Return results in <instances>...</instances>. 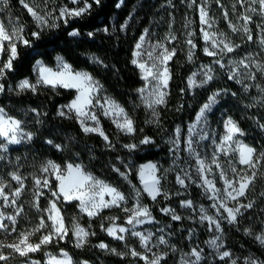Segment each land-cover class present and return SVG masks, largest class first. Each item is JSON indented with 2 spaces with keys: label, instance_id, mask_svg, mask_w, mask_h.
<instances>
[{
  "label": "trees",
  "instance_id": "obj_1",
  "mask_svg": "<svg viewBox=\"0 0 264 264\" xmlns=\"http://www.w3.org/2000/svg\"><path fill=\"white\" fill-rule=\"evenodd\" d=\"M65 1L71 5L69 0ZM163 1L166 0H101L100 5H93L86 16L72 19L68 24L60 21L57 27L43 28L36 24L22 0L0 1V17L5 25H23L24 37L31 42L30 45H17L18 58L13 62V70L0 80L4 84V90L0 92V107L20 119L34 135L30 143L10 148L5 157L0 159V175L4 174L9 179L12 171H19L29 189L48 160L61 165L82 163L92 173L118 187L130 199L134 188L141 187L139 165L148 161L170 164L171 144L168 139L179 125L184 138L188 125L216 90H222L216 113L222 112L224 117L235 119L244 132L245 141L257 153L264 152V127H261L264 125V70L257 72L256 81L250 89L239 79L232 78L229 71L217 73L203 87L192 89L188 78L197 63L213 59L204 53L200 37L197 38L200 57L197 62L189 58L188 43L185 40L177 41L176 52L170 62L171 80L167 100L158 109V121L150 120L149 111L142 105L138 94L144 79L132 61L138 39L150 25L154 12ZM104 28L108 31H103ZM74 29H79L80 35L70 36L69 33ZM33 32H39L38 39L31 35ZM89 32L94 34L89 36ZM57 56H63L74 68L84 69L95 77L104 91L116 99L133 118L135 131H122L108 117L101 115L100 120L108 139L105 140L98 133L85 132L74 112L60 114L61 107L75 97L76 90L73 88L38 84L35 91L19 89L17 83L23 78L36 81L34 67L39 59L53 65ZM145 138H150L151 142L141 143ZM238 167L248 169L249 174L256 173V179L241 198L251 203L252 207L246 208L236 222L224 224L223 229L233 252L241 255L251 252L264 262V247L255 237L264 230V158L259 160L254 169L242 164H238ZM170 180L171 185L179 187L175 174ZM55 190L56 184L51 191ZM45 193V196L38 197L41 209H46L49 199L54 198L50 191ZM165 197L164 192L156 199L144 193L143 201L151 214L170 225L172 230L171 236L163 244L167 257L160 264H177L176 250H189L191 244L187 237L186 222L174 220L161 211V207L170 203L163 200ZM188 197L199 199V193L191 192ZM58 205L69 229L68 235L62 240L54 239L53 243L27 256L7 250L9 258L0 261V264H18L31 259L46 264L47 251L60 249L69 251L75 264H82L84 260L92 264H132L133 261L145 264L141 258L121 256L111 251L113 247L118 248L124 243L106 231L111 223L109 217L120 211L121 207L104 209L96 216H89L80 210L78 201L61 200ZM177 207L180 209V206ZM43 218L48 221L45 213ZM77 223L95 233L87 238L82 247H77L75 243L73 228ZM40 235L34 241H38ZM100 242L108 247H98ZM196 264L229 263L226 259L205 254Z\"/></svg>",
  "mask_w": 264,
  "mask_h": 264
},
{
  "label": "rangeland",
  "instance_id": "obj_2",
  "mask_svg": "<svg viewBox=\"0 0 264 264\" xmlns=\"http://www.w3.org/2000/svg\"><path fill=\"white\" fill-rule=\"evenodd\" d=\"M22 3L24 6L27 5L28 7L33 8L38 14L47 16L49 26H51L53 23L59 24L60 20L55 19L57 16H59V9L64 5H68L65 0H22ZM152 3H154V1ZM68 6L72 7L73 5ZM28 7L26 8L28 9ZM201 8H203L207 13V19L209 21L208 24H204L201 20ZM196 16H198V20L196 19ZM245 17H251V19L246 20ZM34 20L36 24L40 26L35 18ZM0 22L4 23L1 17ZM197 27L199 31H197ZM245 28L248 29L247 32L244 31ZM205 32H207L210 36L215 34L213 39L216 40L220 47L213 46L210 40L205 41ZM249 35H251L252 39H248ZM141 37H143V40H141ZM198 37H200L203 41V51L205 54H207L205 51L207 48L209 51H215L217 55L212 56L213 59L210 61H200L197 63L193 72L189 76L190 78L193 77L194 73L196 74L194 77L196 84H189L192 89L201 88L206 84L201 83V81L205 79V73L213 76L217 73L222 74L227 71L230 72L232 78L239 79L243 85L250 89L256 81L257 72L262 69L264 70V5L260 4V0H166L157 7V10L154 12L151 18L150 25L144 30L138 39L136 45L139 43L142 45V47L137 49L135 45L133 57V59H137L140 63H147L149 67L152 65V63H156L161 70H163L164 67L168 68L170 79L168 80L167 86L162 88V90L166 93L164 97L165 102L169 94L171 80L170 62L172 61L175 54L164 64H160L159 58L164 54L165 49H168L170 52L173 50L176 52L177 41L185 40L188 43L189 56H191L193 61L197 62V60L200 58L197 51ZM190 40L192 41L191 44L189 43ZM223 44L231 45L233 47V51L221 52L220 48L223 47ZM193 45L195 46L193 47ZM137 51L141 53L139 57L135 56ZM149 53L151 54V58H149ZM58 58H62L64 63L70 65L74 73L84 72L90 74L84 69L74 68L65 60L63 56H57L53 65L44 62L42 59H39L38 61L41 62L42 65L55 71L57 70L59 63ZM217 60H219L220 63H216ZM37 62L34 67L36 81L33 82L30 78H23L21 80L28 79L30 83L38 85L37 81L39 79V75L37 72ZM135 65L139 68L138 64ZM140 72L143 78V70L140 69ZM92 78L98 82L100 87L93 96V105L89 106L87 110L91 111L98 117L99 124L97 125L96 121L85 119V124L81 126L83 129L84 127H100L103 130L104 135L107 136V133L105 132L100 120V116L103 115V109L100 106L105 105V98H111L121 107L123 106L111 95L104 91L103 86L95 77L92 76ZM21 80L18 81L17 85ZM155 83V81H151V78H149L147 81L144 79V85L140 87L139 90L145 89V91L142 93L138 90L140 101L142 105L149 111L150 120L153 122L158 121V109L164 104H156L153 105V107H148V103L155 99V94L153 91ZM75 90V97L68 104L62 106L61 111H70L66 106L71 104V102L78 96V90ZM221 94L222 90H216L208 97L207 101L201 106L198 113L196 114L194 121L188 125L184 138L182 136L181 126L179 125L176 127L172 137L168 139L171 144L172 159L170 164L148 161L139 165L138 178L141 187L134 188L130 199H127L125 193H123L118 187L98 177L89 171L82 163H67L65 165H61L53 160H48L41 167L36 178L34 179V185L29 189L26 188L25 178L19 175V171H12V173H10L9 179L4 174H1L0 185L5 186L4 190L8 195V202L6 203L2 198H0V211L5 214V217L9 215H15L16 219L15 223L13 224L12 221H9L5 218L4 223L8 224L9 227L8 229H0V244L8 245L17 242L21 233L31 231L38 226L41 218L43 217V213L48 216L46 209L50 206V202L54 198L49 199V205L46 209H41L36 205L38 204L39 196H45V191H50L52 193L53 191H51V189L54 184L58 186V181L55 179V175L51 172V170L48 173L43 171V168L48 166V162L52 161L55 164L60 165L61 169H63L64 166L68 164L82 165L84 170L88 173H91L94 178L103 181L105 184L115 188L118 192L124 195L125 200L121 201L119 206H113L121 207V210L109 217V219H111V223L106 227L107 229L115 225L117 227H125L129 229L128 232L118 233L119 235H123L125 239L122 240L124 242L122 246L118 248H112L116 250L115 253L121 254V256L129 255L132 258H140L131 255V250L135 249L141 254L148 255L150 259L153 258V256H162V260H164L167 257L166 249L163 245L165 243H159V239L163 238L167 242L172 234V230L170 225L162 222L161 220H157L151 214L148 205L143 201L144 193L148 194L150 197L151 195L144 190V178L141 176V168L144 165L154 164L156 166L154 175L159 180L158 187L160 188V193L164 192L166 197L163 200L170 202L167 204V206L161 207V211L165 208L171 209V212H162L168 214L171 218L173 215L180 216V220H184V222H186L185 228L188 229L187 237L191 244V249H175L178 253L177 264H183V260H187L188 264H191V262L195 260V257L191 255L193 249L201 253V258L199 261L205 257V254L214 255L221 259L222 253L224 251H228L231 253V256L225 257L223 259H226L229 264H232L233 261H235V264H252L253 261L256 262V264H261L263 261L254 253L250 252L246 255H241L239 253L233 252L229 248L226 234L223 229L224 224L236 222L243 211L248 208L240 207L241 205L249 204L248 202L241 200L249 187L246 189L244 195L238 196L235 200H232L227 197V192L232 191V188L228 187V185L225 183V180L227 179L231 181L234 187L238 188L240 177L244 175L251 176L252 174L248 173V169H241L238 167V164H240L239 152L238 150L232 151V148L236 147V140L242 141L244 144L249 145L244 139V132L242 131L243 135L236 134L233 141L228 142L231 147L224 144L223 142V137L226 134V128L224 126L225 122L231 118L237 125L238 123L231 116L224 117L222 112L216 113V108L218 106ZM214 95L215 102H211L210 98ZM205 104H210V107L209 109L205 110L203 116H201V109ZM0 109H3L7 117H11L20 121L19 127L21 131H17L15 134L17 135L18 139H21L22 134L25 137L21 139V143L19 144L7 143L6 138L0 137V144H6V149L0 148V159H3L10 148L30 143L34 135L24 126V123L20 119L10 115L4 107H0ZM124 110L128 114L125 108ZM72 112H74V110ZM128 116L133 120L129 114ZM105 117H108L116 125L114 122V117ZM198 117L200 118L198 119ZM77 119L80 122L81 118L77 117ZM29 133H31L30 140L26 138L27 134ZM189 141L191 142V148H189ZM222 145L223 150H221ZM201 160L204 161L205 165V169L203 171L199 170V162ZM213 160H215V163H213ZM233 169H235V171H233ZM13 173L19 175L22 178L21 181L13 179ZM172 174L176 175V183L179 185V187L171 185L170 177ZM178 177L184 179L183 184L178 182ZM37 179L41 180V185L36 184ZM45 179L49 181V187L42 186ZM206 180L211 181L217 191L214 192L213 188L209 187L205 182ZM17 189H20L19 196L14 195ZM191 192H198L199 199L193 200L188 197ZM233 195H235L234 192ZM179 197L181 198L179 199ZM104 198L105 200H109L111 199V196L106 193ZM13 199L16 200L15 205L10 203ZM188 201H191L190 205L186 204ZM137 204L142 207H146L149 210L151 219L141 217V219L145 220L144 223L129 225L127 221L131 213L124 211V209L127 208L135 210ZM222 204H226L227 207L231 208L240 207V212L237 214L235 221H231L228 218V214ZM177 206H180V209ZM57 207L61 209L58 204ZM113 207L104 209H110ZM18 208H22V211L17 215ZM102 210H100L98 213H100ZM204 215L210 216L214 220L218 221L219 227L217 228L215 224L209 220L201 219V217ZM46 223L49 226L51 225V221H46ZM77 224L89 231L88 227L79 223ZM12 228H15V231H12ZM47 231L48 229L45 228L40 232H36L35 235L30 237V241L32 243L38 242L39 240L34 241L35 237L39 234H41V237L43 234H46ZM132 231L143 232L146 235L149 233L152 234L151 240L149 241V248L151 251H147L143 247L140 238L132 235ZM262 235H264V230L262 233L256 234L255 237L257 239V237ZM213 240L216 241V245H219V247H216L210 243ZM257 241L262 247H264V242H262L260 239H257ZM75 243L77 244L76 237ZM101 243L105 244L104 242H100L98 244ZM7 250L12 251V249L7 247L0 248V254L9 257ZM61 251L66 252L72 258L73 264H75L70 252L65 249L47 251L45 263L47 264L48 254L60 255ZM33 261H38L39 264H43L37 259H31L30 261L21 262L18 264H31ZM84 261H82V264ZM143 261L145 264H148V261ZM199 261H196V263ZM87 262L88 264H92L89 261ZM5 264L13 263L5 262ZM132 264H136L135 261H133Z\"/></svg>",
  "mask_w": 264,
  "mask_h": 264
},
{
  "label": "snow or ice",
  "instance_id": "obj_3",
  "mask_svg": "<svg viewBox=\"0 0 264 264\" xmlns=\"http://www.w3.org/2000/svg\"><path fill=\"white\" fill-rule=\"evenodd\" d=\"M69 3L73 5L69 7L68 5H64L59 9V16L55 19L62 21L64 24H68V22L75 18H80L82 16H86L90 14L93 5L99 6L101 0H69ZM260 4L264 5V0H260ZM25 7H28L25 5ZM28 11L31 15L36 19L39 23L40 27H48V19L45 15L38 14L33 8L28 7ZM201 13V20L204 24H208L209 21L207 19V13L203 8L200 9ZM246 20L251 19V17H245ZM58 25L53 23L51 27H57ZM103 31L107 32L108 29L104 28ZM244 31H248L247 28ZM94 33L89 32L88 35L92 36ZM35 38H39V32H33L31 34ZM70 36H78L80 35L79 29H74L72 32L69 33ZM212 34L210 36L207 32L204 33L205 41H211L212 45L215 47H220L217 44L216 40L213 39ZM248 39H252L251 35H249ZM143 40V37H141ZM30 40L24 37V29L23 25L20 26H12L6 27L3 22H0V80H3L7 73L13 70L14 64L13 62L18 58V44L23 45H30ZM189 43L191 44L192 41L190 40ZM222 43V42H221ZM195 45H193L194 47ZM142 47L141 44H137L136 48L140 49ZM208 55L215 56L217 53L215 51H209L207 48L205 49ZM221 52H232L233 47L229 44H223V47L220 48ZM175 54L174 50L169 51L168 49L164 50V54L159 58L160 64H164L166 61L170 60L172 56ZM141 53L137 51L135 56L139 57ZM149 58H151V54L149 53ZM6 57V58H5ZM191 58V56L189 57ZM58 67L57 70H53L41 64V62H37V72L39 75V79L37 83L48 84L53 87L60 85L64 88H74L78 90V96L74 99L71 104L67 105L66 107L76 113L78 118L80 119L81 125L85 124V119L96 121L97 125L99 124L98 117L88 111L87 109L89 106L93 105V96L99 90L98 82H96L92 76L88 73L84 72H73L70 65L63 62L62 58H58ZM133 64H138L139 68L143 70V78L147 81L151 78V81H155L154 85V94L155 99L151 100L148 103V107H153L156 104H163L165 103L164 97L166 93L162 90L168 84V80L170 79L169 70L167 67H164L161 70L156 63H152L149 67L147 63H140L137 59H133ZM216 63H220L219 60ZM259 67V66H258ZM211 71V70H209ZM195 73L193 77L189 78V84L194 85L196 84V80L194 79ZM205 79L201 81V83H207L208 81L213 79V76L205 73ZM254 78V77H253ZM36 84L30 83L28 79L21 80L18 84L20 90L24 89H31L32 91L36 90ZM4 90V84L0 83V92ZM142 93L145 89H140ZM211 102H215V95L210 98ZM103 109V115L114 117V122L116 126L125 131L127 133H132L135 131L134 122L125 112L124 108L117 104L116 101L112 100L111 98H105V105L100 106ZM210 104H205L204 107L201 109L200 115L203 116L205 110L209 109ZM61 115H64V112L61 111ZM200 117H198L199 119ZM20 121L15 120L11 117H7L4 113L3 109H0V137L6 138L7 143L19 144L21 143V139L25 138L22 134L21 139L17 138L15 134L17 131L20 130ZM226 134L223 137L224 144L231 147L228 142L233 141L234 136L236 134L243 135L241 128L231 119L229 118L225 122ZM261 127H264L262 125ZM85 132H98L101 136L104 137L105 140L108 139L106 135H104L103 130L100 127H84L83 129ZM27 139H31V133L27 134ZM150 138H145L141 143L147 144L150 143ZM51 143V141H49ZM236 147L232 148V151L239 152V163L242 165H247L250 168H256L257 163L261 158H264V152L257 153V150L254 147H251L247 144H244L242 141L236 140ZM59 148V145H56ZM129 147H136L135 145H130ZM0 148L6 149V144H0ZM189 148H191V142L189 141ZM221 150H223V145ZM200 171L205 169L204 161H200ZM215 163V160H213ZM156 166L154 164L144 165L141 168V176L144 183V190L147 191L152 199H155L157 195L160 194L159 180L154 175ZM51 172L55 175V179L58 181L57 190L52 192L54 199L50 202V206L46 209L48 216L47 220L51 221V225L49 226L45 219L42 217L38 226L32 229L31 231L21 233L18 241L12 244L3 245L0 244V248L7 247L12 249L13 252L18 253L21 256H27L29 253H34L40 251L42 246L48 245L53 243L54 239L62 240L68 235L69 229L65 226L64 217L61 213V209L57 207V204L61 201H72L76 200L79 202V207L81 211L86 212L89 216H96L98 212L104 208H109L113 206H119L121 201L125 200L123 194L118 192L115 188L110 187L109 185L105 184L103 181H100L94 178L91 173H88L84 170L82 165H72L68 164L61 169L60 165L55 164L52 161L48 162V166L43 168L45 173ZM235 171V169H233ZM13 179L17 181H21V177L16 175L15 173L12 174ZM256 179V173L253 172L251 176L244 175L240 177L239 187H234L233 183L229 180H225V183L228 185L229 188H232V191L227 192V197L235 200L238 196H242L245 194L246 189L249 187L250 184ZM178 182L180 184L184 183V179L178 177ZM209 187L213 188L214 192L217 191L215 186L212 184L211 181H205ZM41 180L37 179L36 184L41 185ZM43 187H49V181L45 179L43 181ZM5 186L0 185V198H2L6 203L8 202V195L5 193ZM233 192L235 195H233ZM109 194L111 199L105 200V194ZM15 196L20 195V189H17L14 193ZM12 205L16 204V200L13 199L10 202ZM187 205L191 204V201L186 202ZM39 207V205H36ZM224 209L228 214V218L231 221H235L237 214L240 212V207H252V204L249 203L248 205H241L240 207L231 208L227 207L226 204H222ZM22 211V208L17 209V215ZM124 211L131 213L128 218L127 223L129 225L134 224H142L145 222L144 219L141 217L151 219V215L149 210L146 207H142L137 204L135 210L133 209H124ZM164 212H171V209H162ZM203 211V209H202ZM5 218L12 223H15V215H9L5 217V214L0 211V229H8V224L4 223ZM115 219V218H112ZM172 219L180 220L181 217L178 215H173ZM201 219H206L211 221L215 226L219 227V222L214 220L212 217L204 215ZM47 228L48 231L46 234H43L39 241L36 243H32L30 241V237L35 235L36 232H40L42 229ZM15 231V228L11 229ZM109 235L117 238L119 240H124L125 237L123 235H119L118 233H125L128 232L129 229L125 227H117L115 225L106 229ZM95 233L89 232L87 229L80 227L78 224L74 225V235L77 238V247H82L86 241L87 237L90 235H94ZM132 235L139 237L141 244L147 251H151L149 248V241L151 240L152 234H144L143 232H136L132 231ZM262 242H264V235L257 237ZM159 243L163 244L166 241L163 238L159 239ZM212 245L219 247L216 245V241L213 240L210 242ZM98 247L100 248H107L106 244H99ZM111 251L115 252V249H111ZM131 255L140 257L141 259L148 261V264H160V261L163 259L162 256H153V258H149L148 255L141 254L137 252L135 249L131 250ZM192 256L195 257V260L191 262V264H196V261H199L201 258V253L196 251L195 249L192 250ZM231 253L228 251H224L222 253L221 259L225 257H230ZM9 257L0 254V261L7 260ZM31 264H39L38 261H33ZM47 264H73L72 258L66 253L61 251L60 255H51L48 254ZM83 264H88L87 261H84ZM183 264H188L187 260H183ZM235 264V261L232 262ZM252 264H256V262H252ZM264 264V262H261Z\"/></svg>",
  "mask_w": 264,
  "mask_h": 264
}]
</instances>
